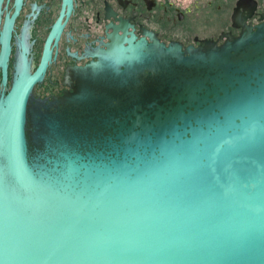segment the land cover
Listing matches in <instances>:
<instances>
[{
    "label": "water",
    "instance_id": "1",
    "mask_svg": "<svg viewBox=\"0 0 264 264\" xmlns=\"http://www.w3.org/2000/svg\"><path fill=\"white\" fill-rule=\"evenodd\" d=\"M259 20L218 44L112 35L87 66L123 94L63 111L32 95L46 44L32 71L18 37L8 77L2 28L0 264H264Z\"/></svg>",
    "mask_w": 264,
    "mask_h": 264
},
{
    "label": "flooded vegetation",
    "instance_id": "2",
    "mask_svg": "<svg viewBox=\"0 0 264 264\" xmlns=\"http://www.w3.org/2000/svg\"><path fill=\"white\" fill-rule=\"evenodd\" d=\"M260 14L264 0H69V9L64 0H0V30L10 28L8 77L18 37L29 44L32 71L46 44L42 79L32 95L46 111H63L70 105L66 98L79 92L123 94L110 73L87 66L100 60L112 35L181 47L204 39L218 44L220 34L236 35L240 23L256 25Z\"/></svg>",
    "mask_w": 264,
    "mask_h": 264
}]
</instances>
